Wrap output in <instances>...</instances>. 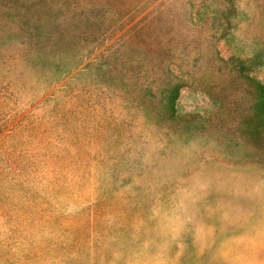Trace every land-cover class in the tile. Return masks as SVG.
I'll list each match as a JSON object with an SVG mask.
<instances>
[{
    "label": "rangeland",
    "instance_id": "rangeland-1",
    "mask_svg": "<svg viewBox=\"0 0 264 264\" xmlns=\"http://www.w3.org/2000/svg\"><path fill=\"white\" fill-rule=\"evenodd\" d=\"M0 264H264V0H0Z\"/></svg>",
    "mask_w": 264,
    "mask_h": 264
}]
</instances>
